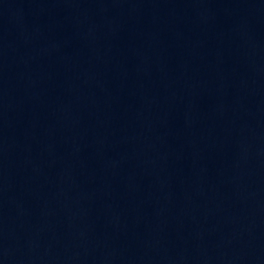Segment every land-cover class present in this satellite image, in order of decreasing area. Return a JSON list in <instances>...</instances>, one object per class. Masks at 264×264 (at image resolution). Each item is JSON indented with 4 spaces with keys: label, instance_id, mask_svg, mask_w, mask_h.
<instances>
[{
    "label": "water",
    "instance_id": "obj_1",
    "mask_svg": "<svg viewBox=\"0 0 264 264\" xmlns=\"http://www.w3.org/2000/svg\"><path fill=\"white\" fill-rule=\"evenodd\" d=\"M0 264H264V0H0Z\"/></svg>",
    "mask_w": 264,
    "mask_h": 264
}]
</instances>
